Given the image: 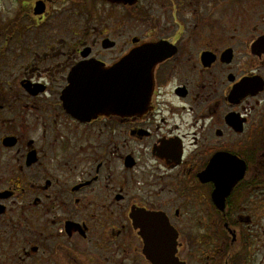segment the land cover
<instances>
[{
	"label": "flooded vegetation",
	"instance_id": "flooded-vegetation-1",
	"mask_svg": "<svg viewBox=\"0 0 264 264\" xmlns=\"http://www.w3.org/2000/svg\"><path fill=\"white\" fill-rule=\"evenodd\" d=\"M39 1V23L63 1L118 8L120 30L143 29L91 42L73 29L60 49L26 34L9 52L0 264H169L174 242L180 264H264V0ZM152 43L166 54L143 112L65 109L84 49L110 66Z\"/></svg>",
	"mask_w": 264,
	"mask_h": 264
},
{
	"label": "water",
	"instance_id": "water-1",
	"mask_svg": "<svg viewBox=\"0 0 264 264\" xmlns=\"http://www.w3.org/2000/svg\"><path fill=\"white\" fill-rule=\"evenodd\" d=\"M45 11V3L37 2L35 15L41 16ZM113 45L114 42L109 39L104 41V48ZM165 50L161 44L155 43L136 47L114 64L107 66L97 58H89L91 48L84 49L83 60L71 70L69 85L62 93L65 109L81 119L91 118L96 114L130 115L143 112L153 93L154 67L165 58ZM171 246L169 256L165 257L166 263L180 264L175 257V242ZM157 252L161 258L163 251Z\"/></svg>",
	"mask_w": 264,
	"mask_h": 264
},
{
	"label": "rangeland",
	"instance_id": "rangeland-1",
	"mask_svg": "<svg viewBox=\"0 0 264 264\" xmlns=\"http://www.w3.org/2000/svg\"><path fill=\"white\" fill-rule=\"evenodd\" d=\"M36 1L0 0V100L9 97L7 89L11 88V83L8 79L10 78L8 71H10L12 66V64L9 65L8 63L10 60L9 52L11 51V56H14L15 52H19L22 49L20 44L22 45L21 39L23 35L31 34L38 36V38H43L44 34L47 33L49 35L47 38L49 37L52 40L53 49H60L65 44V42L61 43L62 39L70 43L71 36L74 33L73 29L76 30L78 34L77 40L80 42L82 40L91 42L93 35L97 38L105 30L111 38L125 40L129 35L138 34L143 29V24L140 23L137 26L138 24L135 23L127 26L125 32L123 29L120 30L119 17H122L123 12L119 15L120 11L118 8L113 9L101 5L78 6L63 1L48 5L47 19L44 23H39V16H34L33 13ZM121 31L124 33V37H117L118 34H121ZM37 42L38 40L34 38V42L31 43L34 49L38 48ZM27 46L25 45V48L28 50ZM114 54L103 50L101 45L95 49V56L101 59H111ZM24 61L27 62L28 58ZM22 64L21 60L16 66L20 67ZM6 81H9V83Z\"/></svg>",
	"mask_w": 264,
	"mask_h": 264
}]
</instances>
